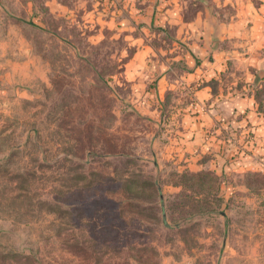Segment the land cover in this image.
Listing matches in <instances>:
<instances>
[{
    "label": "rangeland",
    "instance_id": "obj_1",
    "mask_svg": "<svg viewBox=\"0 0 264 264\" xmlns=\"http://www.w3.org/2000/svg\"><path fill=\"white\" fill-rule=\"evenodd\" d=\"M147 3L0 0V264H264V165L227 166L263 162L264 134L240 116L217 134L220 117L206 140L223 151L180 150L192 85L165 89L159 118L142 111L158 72L135 88L138 47L170 81L194 68L159 8L143 20ZM256 76L247 90L264 124Z\"/></svg>",
    "mask_w": 264,
    "mask_h": 264
},
{
    "label": "crops",
    "instance_id": "obj_2",
    "mask_svg": "<svg viewBox=\"0 0 264 264\" xmlns=\"http://www.w3.org/2000/svg\"><path fill=\"white\" fill-rule=\"evenodd\" d=\"M145 1L148 2L145 5V12L147 13L150 9V14L148 16L140 14L139 16H143V20L149 22L155 11L153 7L159 8L160 17L158 18L155 14V21L164 26L174 25L175 37L184 41L187 46L183 57L188 65L194 66V68L183 72L182 79L170 81L168 80V65H165L164 69H160L156 64L148 65L145 60L150 53L149 48L138 47L133 54L130 67L127 68V70L129 69V78L133 79L135 88L138 90L140 85L142 87L147 85L148 70L158 72L156 74L157 88L146 91L144 87L141 89V101L149 102L143 106L142 111L154 118H159L162 113L154 106V102L163 100L165 89L176 87L178 84L183 87L192 85L195 87L192 95L196 100L197 108L182 112L179 116V120L181 118L180 132L182 133L180 136L182 143L178 146L180 150L188 153L189 151L193 152L195 147V149L205 150L210 144V148L213 146L211 150L214 151L213 154L216 155V152L223 151V149H219L218 143L206 140L207 132L212 128L214 120L218 121L217 119L220 117L228 118L229 124L220 121L222 124L219 122L217 127L212 128V131L216 130L217 134L225 127L236 124V118L240 116L242 119L238 122L242 120L245 123L256 122L255 128L258 130L256 134L263 135L264 124L257 121L259 118V111L255 106L257 101L247 89L254 81L258 80L256 72H264V0ZM188 1H195L198 5L192 15L185 16L184 10ZM196 59H198L197 64H195ZM235 68H240L246 75L240 79L230 77L228 83H222L224 78H221L220 75L226 71L232 73ZM210 79H218L217 90L215 87L212 89L208 83ZM238 81L242 82L245 91L235 87ZM222 84L224 86H221ZM214 103H216V107L205 106L204 108L203 106L202 108L201 106V104L213 105ZM263 144L264 142L261 149L257 148L262 154L263 162L238 159L236 163L231 162L230 165L226 163L227 166L238 168V163H240V167L243 165L255 166L258 163L264 165ZM197 163L199 164V162Z\"/></svg>",
    "mask_w": 264,
    "mask_h": 264
}]
</instances>
